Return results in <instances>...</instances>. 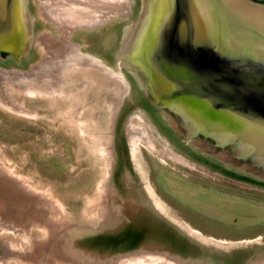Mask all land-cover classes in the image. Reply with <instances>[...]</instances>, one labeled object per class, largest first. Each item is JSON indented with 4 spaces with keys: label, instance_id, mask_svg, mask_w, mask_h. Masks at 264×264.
<instances>
[{
    "label": "rangeland",
    "instance_id": "rangeland-1",
    "mask_svg": "<svg viewBox=\"0 0 264 264\" xmlns=\"http://www.w3.org/2000/svg\"><path fill=\"white\" fill-rule=\"evenodd\" d=\"M28 1L34 22L30 41L36 48L29 55L30 68L20 71H39L34 69L50 58L41 44L48 33L57 40H71L83 54L91 51L97 59L103 61L102 57L128 85L120 91L111 81H98L54 105L28 97L30 110L39 112L34 117L0 107L3 177L18 183L21 193L45 199L39 203L46 209L44 216L34 206L32 211L18 206L15 215L23 218L27 213L21 223L29 236L40 239V245L49 243L47 251L57 250L56 259L73 260L72 264H143L134 259L156 255L159 248L165 255L160 263L166 264H264V173L184 131L182 121L148 98L140 77L122 56L143 0H113L125 2L119 11H109L100 0H73L77 7L95 10L98 21L108 20L104 28L79 27L73 35L87 52L71 39L78 25L52 18L55 24L46 17L49 2ZM226 1L264 15V0ZM87 20L85 16L83 22L89 24ZM79 106L84 107L76 114ZM166 142L168 147L162 146ZM1 188L0 193L6 192ZM118 203L139 208L141 216L125 220L120 213L125 205ZM3 205L11 211L4 201ZM39 218L45 219L46 228L38 225ZM118 219L123 221L119 225ZM1 237L0 256H4L11 248ZM14 245H19L16 238ZM64 248L68 254L63 256ZM42 250L38 257L45 260Z\"/></svg>",
    "mask_w": 264,
    "mask_h": 264
},
{
    "label": "water",
    "instance_id": "water-1",
    "mask_svg": "<svg viewBox=\"0 0 264 264\" xmlns=\"http://www.w3.org/2000/svg\"><path fill=\"white\" fill-rule=\"evenodd\" d=\"M27 0H0V51L31 40ZM122 56L184 131L264 173V15L226 0H143Z\"/></svg>",
    "mask_w": 264,
    "mask_h": 264
},
{
    "label": "bare ground",
    "instance_id": "bare-ground-1",
    "mask_svg": "<svg viewBox=\"0 0 264 264\" xmlns=\"http://www.w3.org/2000/svg\"><path fill=\"white\" fill-rule=\"evenodd\" d=\"M46 1L49 2L47 4L49 7V11H47L46 12L47 15L46 14L45 15L49 18V20L54 18L55 20H57V23H62V24H65V22L67 23V21H70L69 24L74 25V26H77V25L79 26L83 23H86L87 25L90 26V25H95V24L100 22V21H98V18L94 12L95 10L94 11L88 10L85 6L81 7V5H80V7H77L73 0H58V2L56 0H50V1L46 0ZM81 2H82V0H81ZM100 2H102L104 4V7L106 9H108L109 11L111 8H115L117 11H119V10L123 9L124 6L126 5L125 2L123 3L122 1L119 2V1H113V0H100ZM84 3H85V1H84ZM87 3H89V2L87 1L86 5H87ZM89 4L91 5V3H89ZM96 7H99V6L97 5ZM49 14H50V16H49ZM85 16H87L90 19V20H87L89 22V24L87 22H83L85 19ZM39 20H40V18H39ZM55 20H53V22ZM100 23H102V22H100ZM40 41H42V40H40ZM41 44H42V46L46 45L47 49H46L45 55L46 56L50 55V58L45 59L46 58V56H45L44 63L42 65H40L39 68L34 69L35 71L36 70H39V71L22 72L20 70L15 71L12 69L11 70L4 69V68L0 69V107H3L4 109L9 110V111L14 112V113H18V114L25 115L28 117L29 116L34 117L36 115L38 116V114H36V113H39V112H37V111L32 112V110H30V106H28L29 105L28 101L30 102L29 98H31V96L38 98L39 101L44 100V101H47L48 104L54 105L57 100L59 102L61 101V104H62L63 99H65L66 97H69V96L74 97L77 95L79 90H81V89L85 90L86 88L92 86L93 83L98 82V81H100L101 83H107V82L111 81L116 85V87L120 91L123 88L126 89V87L128 86L127 80L125 79V77H123L122 75H120L117 72H114L110 68V66H108L107 64L104 63V61L97 59L90 52L83 54L82 52L76 50L75 45L72 44L71 40H65L62 38L57 40V36H56V38H53L52 34H50V35L48 34L47 37L44 38V41L41 42ZM53 59H55V60L53 61ZM100 86H103V85H100ZM103 87H105V85ZM71 89H74V92H72ZM83 90H81V91L83 92ZM102 91H104V90H102ZM106 92H107V89H106ZM102 96H103V94H102ZM27 98H28V101H27ZM83 98L84 97H82V99ZM96 99H94V100L96 101ZM107 99H105V101H107ZM68 101H66V102H68ZM35 102H36V100H35ZM104 102H102V103H104ZM56 103H58V102H56ZM2 104H4L5 106H3ZM82 104L84 105L83 102H82ZM83 107L84 106H79V108L75 110L76 114L80 113ZM47 109H49V107ZM106 112H107V110H106ZM105 114H107V113H105ZM88 116H90V115H88ZM105 116H107V115H105ZM35 118H37V117H35ZM92 120H94V119H92ZM100 121H103V120H100ZM115 121H116V119H115ZM92 128H93V126H92ZM92 128H90V129H92ZM149 133H151V132L149 131ZM162 146L168 147L167 142L162 144ZM163 150L166 151L165 148H163ZM111 152H113V151H111ZM0 174H2V175H0L1 176L0 177V187L2 186L1 191H3L4 189L6 190V192L0 193V206H1L0 207V235L2 236V237L1 236L0 237L3 238V240L7 243V245L10 246V248H11L10 250H12V251L9 250L8 254H6L4 256H0V264H2V262L4 264H72V263H74L73 260H64L63 261L62 259H59V260L56 259L58 257L57 256L58 251L53 250L52 253H50L51 251H47V249H49V247H47L49 243H47V245L41 244L42 245L41 246L39 244L40 239L35 240L37 237H33L32 235L29 236V233H27L28 229L26 227H24L21 223V221H23V218L26 217L27 213H25L23 218H22V216L20 217V216L15 215L16 212L18 213V211H20V208L18 209V206L21 207L22 204L24 205V207L22 208L24 211H25V209H27L28 211L29 210L32 211V207L34 206V209L36 210L35 212L38 211V213H39L38 215L45 214L46 209L44 211V208L42 207L43 205H40V204L44 203L45 199H43L44 201H42V198H41V201H42L41 202L40 198L39 199L36 198V196L38 194H34L32 192H31V194H27V192L24 194L21 193L20 186L17 185L18 183H15V181L12 178H10L9 176H8L9 179H5L6 176L3 177L4 175H3V172L1 170H0ZM3 187H4V189H3ZM21 194L23 197L21 196ZM39 195H40V193H39ZM38 200H39V202H38ZM3 201H4L5 206H7V204L9 206H11L12 212L9 211L8 207L6 210L3 209V207H4ZM109 201H110V198H109ZM108 202L105 201L104 203L109 204ZM118 204L125 205V208H121V211H120L121 215L125 214V216H124L125 220H127L128 218L136 217L137 213L140 212L139 208L136 207L137 209L136 210L134 209L135 210L134 211L133 209H131L130 207L127 206V203L126 204L125 203L124 204L118 203ZM138 206L141 207L139 203H138ZM5 211H7V213H8L7 217L5 215ZM140 216H141V214H140ZM39 220H41L40 221L41 224H38V223L37 224L39 226H42V227L44 226L46 228L45 219L39 218ZM121 222H123V221L118 219L117 225H119ZM23 224H25V223H23ZM106 227H108V226H106ZM15 238H16V240L18 239V242H19V245H17V247H15V245H14ZM26 240H27V242H26ZM62 241H64V240H62ZM60 243H61V240H60ZM244 243H246V242H244ZM227 244H228V246L230 245L229 243H227ZM42 249H44V251H45L43 257L47 258L45 260H42L38 257V252L43 251ZM146 252H148V251H146ZM156 252L157 251L154 252L156 255L148 254V255L139 256L138 258L134 259V261L135 262H141L143 264H148V263L151 264V262H153V261H155L156 264H166V262L160 263V260H162L163 256H165L164 251L161 250V248H159V252H157V253ZM62 254H63V256L65 254H68V250L66 251L64 248ZM51 255H55V256H53L54 259L49 260ZM58 255H60V254H58ZM155 256H157V257H155ZM53 260L59 261L60 263H56Z\"/></svg>",
    "mask_w": 264,
    "mask_h": 264
},
{
    "label": "flooded vegetation",
    "instance_id": "flooded-vegetation-1",
    "mask_svg": "<svg viewBox=\"0 0 264 264\" xmlns=\"http://www.w3.org/2000/svg\"><path fill=\"white\" fill-rule=\"evenodd\" d=\"M27 5H28V9H29V12H30V3L29 1L27 0ZM31 13V12H30ZM44 14V13H43ZM47 17V16H46ZM51 21H53L52 19H50ZM35 21V20H33ZM108 20H105L104 22L102 23H99L97 25H94V26H91V27H86V26H77L75 27V29L72 31L71 33V39L73 41V43L77 44L81 50L83 51H88V50H84L83 47H81L79 45V43H76L73 39V35L75 34V32L79 29V27H84V28H88L92 31H94L95 29H99V28H104L105 25L107 24ZM34 23V22H33ZM33 23H31V33H32V27H33ZM54 23V22H53ZM56 24V23H55ZM45 36L48 35V33L44 34ZM31 44V45H30ZM30 44H29V48L25 51L22 52V54H15L14 52H11V51H0V68H4V69H18V70H23V71H26L30 68L31 64L29 62V55H30V52L32 50H35L34 48H36L35 45H32V42L30 41ZM104 49H109L108 48V45H106L105 47H103ZM45 49V48H44ZM90 53H92L91 51H88ZM94 55V54H93ZM100 57V56H99ZM104 62H105V59H103L102 57H100ZM12 61L13 62V65L9 66L8 64H4L6 63V61ZM264 186V185H263ZM190 227V226H188ZM191 228V227H190ZM197 232V231H196ZM198 235H200L199 232H197Z\"/></svg>",
    "mask_w": 264,
    "mask_h": 264
}]
</instances>
